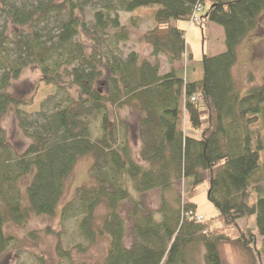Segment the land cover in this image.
I'll use <instances>...</instances> for the list:
<instances>
[{
	"label": "trees",
	"instance_id": "16d2710c",
	"mask_svg": "<svg viewBox=\"0 0 264 264\" xmlns=\"http://www.w3.org/2000/svg\"><path fill=\"white\" fill-rule=\"evenodd\" d=\"M91 2L99 5L88 19L83 11ZM139 8L154 11L155 26L141 37L154 62L136 51L120 54L131 33L119 12ZM263 11L264 0H0V14L19 29L0 27V259L17 243L9 226L26 223L35 213L76 222L85 243L56 246L61 260L69 262L73 250L86 252L107 236L110 247L102 264H223L227 244L244 264H259L264 253V77L243 91L233 68L242 42L262 26ZM196 13L201 26L223 28L225 50L204 53L202 76L192 79L174 65L188 52L186 29L177 23H189ZM161 54L170 66L164 74ZM31 65L56 93L39 112L27 115L18 109L10 86ZM124 107L141 114L138 154L126 121H113ZM12 109L29 140L22 152L3 126ZM59 112L66 123L55 130ZM89 119L97 128L90 147L91 182L60 207L75 162L58 145L81 133ZM182 183L185 202L177 191ZM206 183L218 209L210 218L193 202ZM154 190L161 197L155 210L142 199ZM125 201L132 205L133 219L128 246L121 215ZM44 232L59 235L51 227ZM37 233L29 235L37 238Z\"/></svg>",
	"mask_w": 264,
	"mask_h": 264
},
{
	"label": "rangeland",
	"instance_id": "374dc122",
	"mask_svg": "<svg viewBox=\"0 0 264 264\" xmlns=\"http://www.w3.org/2000/svg\"><path fill=\"white\" fill-rule=\"evenodd\" d=\"M15 2L18 0H9ZM20 1V0H19ZM22 1V0H21ZM24 1V0H23ZM36 1V0H26ZM83 1V0H81ZM97 0H95L96 2ZM99 4L93 2L85 6L84 11L88 19L91 18L94 7ZM154 11L147 9H137L134 12H119L122 24L130 29V40L123 43L120 47V54L126 56L131 51L138 52L142 58L154 62L155 57L151 54V47L144 41H141L143 34L155 26ZM131 17H135V25L131 23ZM178 25L186 29V48L187 54L178 65L183 71L187 70V75H192V79L202 76V56L204 53L211 54L218 51V41H223L225 34L223 28L216 23L200 24L178 22ZM262 26L253 31L240 45L239 60L233 68V74L236 81L240 84L241 90L245 91L246 86L252 83H260L264 77V11L261 17ZM8 26V29L19 30L2 14H0V27ZM217 29V30H215ZM219 30L221 32H219ZM222 38H221V37ZM83 38L87 45H90V37L84 33ZM219 38V39H218ZM90 48V47H89ZM161 65L162 74L166 73L170 66L165 55L158 57ZM175 67V65H174ZM251 78V79H250ZM251 81V82H250ZM245 87V88H243ZM10 92L15 99L19 101L18 109L27 115H34L42 109V104L50 96L55 95L56 89L52 85H47L41 80V72L35 65L27 67L21 76L14 80L10 86ZM204 111V106H201ZM140 112L135 108L124 107L118 109L113 117L114 122L124 119L129 126V137L131 144L138 154L141 146L139 136ZM65 115L59 112L53 122L55 130H61L65 126ZM81 133L73 132L70 141L59 144L58 149L62 154L75 162L74 169L69 178L65 181L64 195L62 204L70 200L78 187L87 185L91 182L89 178V169L93 162L90 147L97 135L96 120L89 119L83 124ZM3 126L7 136L18 152H22L28 145L29 140L25 137L19 127L15 109H12L4 118ZM121 130V127L118 128ZM196 135H199L196 132ZM261 163H264V152L261 156ZM208 183L200 187V192L194 197L193 202L197 206V212L206 218L214 217L218 214V209L208 198ZM186 186L184 183L178 185L177 191L183 197ZM142 199L149 209H158L161 205L160 191L154 190L142 196ZM132 207L129 201L123 202L121 206V215L126 221L127 238L126 245L132 243L131 226L133 219L129 216L128 210ZM254 217L248 222L253 225ZM240 227H244L246 221H238ZM51 227L59 235L47 234L44 230ZM8 231L17 236V243L13 245L0 259V264H102L110 247V240L107 236L99 239L98 243L92 246L88 251L81 252L77 249L71 252V262L61 260L56 251V246L60 243L63 249H67L75 242L84 239L77 230L74 220H60V216H50L46 214H33L26 223L17 225L11 224ZM33 231L38 232V237H31L29 234ZM85 243V242H84ZM258 248L261 249V238H258ZM259 264H264V253L258 255ZM223 264H244L238 253L227 244L223 247Z\"/></svg>",
	"mask_w": 264,
	"mask_h": 264
},
{
	"label": "crops",
	"instance_id": "0c3cea01",
	"mask_svg": "<svg viewBox=\"0 0 264 264\" xmlns=\"http://www.w3.org/2000/svg\"><path fill=\"white\" fill-rule=\"evenodd\" d=\"M206 25V24H205ZM215 30H217V29H215ZM219 32H221L220 30H219ZM221 37V36H220ZM222 38V37H221ZM219 39V38H218ZM224 40H225V37H224V39H223V41H218L219 43H218V51H216L215 53H213V55H215V54H218V53H221V52H223L224 50H225V44H224ZM180 64V62H178V63H176L175 64V68L177 69V70H181V68L179 67L178 68V65ZM190 78H192V75H188Z\"/></svg>",
	"mask_w": 264,
	"mask_h": 264
},
{
	"label": "built area",
	"instance_id": "2783aa9c",
	"mask_svg": "<svg viewBox=\"0 0 264 264\" xmlns=\"http://www.w3.org/2000/svg\"><path fill=\"white\" fill-rule=\"evenodd\" d=\"M199 10H200V8H198V10H197V12H199ZM194 23V22H196L197 24H200V23H202V18L200 17V15L199 14H195L194 16H193V18L190 20V22L189 23Z\"/></svg>",
	"mask_w": 264,
	"mask_h": 264
}]
</instances>
